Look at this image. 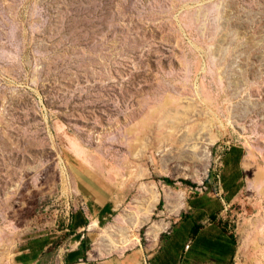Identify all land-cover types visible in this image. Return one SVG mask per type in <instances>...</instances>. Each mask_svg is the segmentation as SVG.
Returning a JSON list of instances; mask_svg holds the SVG:
<instances>
[{
	"label": "rangeland",
	"instance_id": "obj_1",
	"mask_svg": "<svg viewBox=\"0 0 264 264\" xmlns=\"http://www.w3.org/2000/svg\"><path fill=\"white\" fill-rule=\"evenodd\" d=\"M233 144L243 190L214 220L232 264H264V0H0V264L89 197L105 257L178 229Z\"/></svg>",
	"mask_w": 264,
	"mask_h": 264
},
{
	"label": "crops",
	"instance_id": "obj_2",
	"mask_svg": "<svg viewBox=\"0 0 264 264\" xmlns=\"http://www.w3.org/2000/svg\"><path fill=\"white\" fill-rule=\"evenodd\" d=\"M245 146L229 147L221 164V191L215 199H194L187 221L177 229H152L146 243L126 239L115 248L130 251L111 257L89 247L91 224H100L109 216L108 201L86 198L85 206L73 211L66 221L50 232L23 240L14 256V264H232L236 254L235 236L216 223L217 214L234 203L243 190ZM184 210V193L181 192ZM195 216V218H193ZM214 220V221H213ZM129 242L128 247H124ZM189 246V248H187Z\"/></svg>",
	"mask_w": 264,
	"mask_h": 264
},
{
	"label": "bare ground",
	"instance_id": "obj_3",
	"mask_svg": "<svg viewBox=\"0 0 264 264\" xmlns=\"http://www.w3.org/2000/svg\"><path fill=\"white\" fill-rule=\"evenodd\" d=\"M181 122V121H180ZM159 195H160V193H159V191H156V193L154 192V194H153V196H152V201L153 202H156L157 201V199H158V197H159ZM152 202V203H153ZM141 225V224H140ZM139 225V226H140ZM98 227V223L97 222H93L92 224H91V226H90V228L92 229V228H97ZM122 244V243H121ZM121 244H119L120 246H121ZM123 244H124V242H123ZM130 244H129V242H125V245H124V247H128Z\"/></svg>",
	"mask_w": 264,
	"mask_h": 264
},
{
	"label": "trees",
	"instance_id": "obj_4",
	"mask_svg": "<svg viewBox=\"0 0 264 264\" xmlns=\"http://www.w3.org/2000/svg\"><path fill=\"white\" fill-rule=\"evenodd\" d=\"M165 180V182L167 183V184H169V185H172L174 182L172 181V180H170V179H164ZM183 182H185V181H183ZM185 183H188V182H185ZM162 205V202L160 203V206Z\"/></svg>",
	"mask_w": 264,
	"mask_h": 264
},
{
	"label": "built area",
	"instance_id": "obj_5",
	"mask_svg": "<svg viewBox=\"0 0 264 264\" xmlns=\"http://www.w3.org/2000/svg\"><path fill=\"white\" fill-rule=\"evenodd\" d=\"M187 248H189V246Z\"/></svg>",
	"mask_w": 264,
	"mask_h": 264
}]
</instances>
